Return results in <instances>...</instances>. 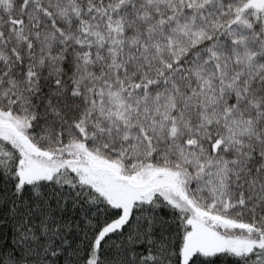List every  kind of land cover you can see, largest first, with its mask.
I'll return each mask as SVG.
<instances>
[{
    "label": "snow or ice",
    "instance_id": "snow-or-ice-1",
    "mask_svg": "<svg viewBox=\"0 0 264 264\" xmlns=\"http://www.w3.org/2000/svg\"><path fill=\"white\" fill-rule=\"evenodd\" d=\"M0 264H264V0H0Z\"/></svg>",
    "mask_w": 264,
    "mask_h": 264
}]
</instances>
